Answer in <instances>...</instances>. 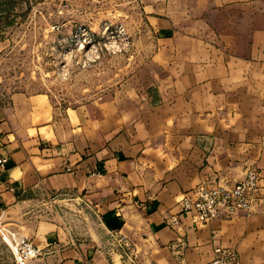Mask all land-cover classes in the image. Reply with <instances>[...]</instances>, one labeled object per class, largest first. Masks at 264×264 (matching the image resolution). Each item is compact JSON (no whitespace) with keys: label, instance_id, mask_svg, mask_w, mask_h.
<instances>
[{"label":"crops","instance_id":"obj_1","mask_svg":"<svg viewBox=\"0 0 264 264\" xmlns=\"http://www.w3.org/2000/svg\"><path fill=\"white\" fill-rule=\"evenodd\" d=\"M138 1L167 90L66 126L43 95L0 98V218L30 264H123L122 238L137 264H205L219 246L264 264V0ZM250 168V211L166 225L185 191Z\"/></svg>","mask_w":264,"mask_h":264},{"label":"rangeland","instance_id":"obj_2","mask_svg":"<svg viewBox=\"0 0 264 264\" xmlns=\"http://www.w3.org/2000/svg\"><path fill=\"white\" fill-rule=\"evenodd\" d=\"M141 7L138 0H3L0 98L43 95L66 126L102 119L109 105L140 104L148 93L166 91L170 82L151 62L156 35ZM36 213L45 215L46 206ZM120 252L123 264H137ZM36 258H21L0 218V264Z\"/></svg>","mask_w":264,"mask_h":264},{"label":"built area","instance_id":"obj_3","mask_svg":"<svg viewBox=\"0 0 264 264\" xmlns=\"http://www.w3.org/2000/svg\"><path fill=\"white\" fill-rule=\"evenodd\" d=\"M6 161L5 157L0 158V164ZM261 179V171L250 168L243 179L232 185L220 181L201 183L181 195L177 210L166 217L165 223L172 229H178L189 221L192 223L189 226L191 229L216 218H231L239 213L250 211L259 200ZM17 244L21 258L37 255V250L31 243ZM119 246L125 254H130L131 244L127 239H119ZM11 248L13 249L12 246ZM15 255L18 260L16 253ZM205 264H241L240 255L233 248L219 246L215 248L214 258Z\"/></svg>","mask_w":264,"mask_h":264},{"label":"bare ground","instance_id":"obj_4","mask_svg":"<svg viewBox=\"0 0 264 264\" xmlns=\"http://www.w3.org/2000/svg\"><path fill=\"white\" fill-rule=\"evenodd\" d=\"M18 248H19V246H18Z\"/></svg>","mask_w":264,"mask_h":264}]
</instances>
